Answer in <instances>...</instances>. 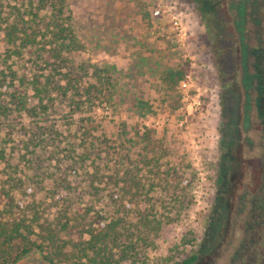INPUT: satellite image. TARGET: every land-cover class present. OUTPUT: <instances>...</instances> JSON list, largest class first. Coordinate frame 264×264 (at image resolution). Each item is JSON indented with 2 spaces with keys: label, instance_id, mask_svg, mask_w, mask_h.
Instances as JSON below:
<instances>
[{
  "label": "trees",
  "instance_id": "obj_1",
  "mask_svg": "<svg viewBox=\"0 0 264 264\" xmlns=\"http://www.w3.org/2000/svg\"><path fill=\"white\" fill-rule=\"evenodd\" d=\"M257 6L245 2L237 63L223 31L205 23L214 37L209 80L218 90L220 188L232 167L238 92L245 143L256 128V146L264 147V32ZM80 48L66 0H0V264L32 252L45 264H193L196 253L157 260L151 253L162 228L186 218L197 173L143 122L128 126L96 114L116 96L106 69L73 57ZM182 76V70H164L165 92ZM214 207L201 250L218 229ZM188 235H181L176 252L195 241Z\"/></svg>",
  "mask_w": 264,
  "mask_h": 264
},
{
  "label": "rangeland",
  "instance_id": "obj_2",
  "mask_svg": "<svg viewBox=\"0 0 264 264\" xmlns=\"http://www.w3.org/2000/svg\"><path fill=\"white\" fill-rule=\"evenodd\" d=\"M247 1L252 0H66L81 45L73 57L106 69L113 84L114 105L104 104L96 114L128 126L143 122L197 173L194 203L184 220L162 228L151 253L154 260L196 253L193 264H264V147L256 146V128L247 133L251 144L245 143L243 95L238 92L232 167L219 187L218 90L209 80L215 71L210 41L214 37L205 28L206 23L210 31H223L237 63L235 50L245 44ZM256 5L258 28L264 32V0H256ZM208 6H213L210 20L204 17L212 14ZM166 69L183 71L168 93L160 83ZM182 81L188 82L185 93L179 86ZM214 205L221 217L218 229L210 246L201 250ZM191 231L195 241L176 252L181 235ZM14 264L45 263L32 252Z\"/></svg>",
  "mask_w": 264,
  "mask_h": 264
},
{
  "label": "built area",
  "instance_id": "obj_3",
  "mask_svg": "<svg viewBox=\"0 0 264 264\" xmlns=\"http://www.w3.org/2000/svg\"><path fill=\"white\" fill-rule=\"evenodd\" d=\"M188 79V78H187ZM180 89L185 93L188 88V82L187 81H182L179 83Z\"/></svg>",
  "mask_w": 264,
  "mask_h": 264
}]
</instances>
